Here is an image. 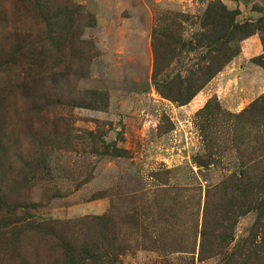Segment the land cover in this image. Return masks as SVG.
Instances as JSON below:
<instances>
[{"label":"rangeland","instance_id":"rangeland-1","mask_svg":"<svg viewBox=\"0 0 264 264\" xmlns=\"http://www.w3.org/2000/svg\"><path fill=\"white\" fill-rule=\"evenodd\" d=\"M260 54L264 0H0V264H264Z\"/></svg>","mask_w":264,"mask_h":264},{"label":"trees","instance_id":"trees-1","mask_svg":"<svg viewBox=\"0 0 264 264\" xmlns=\"http://www.w3.org/2000/svg\"><path fill=\"white\" fill-rule=\"evenodd\" d=\"M49 19H50V17H49ZM50 23L51 22H49L48 25H50ZM74 41L75 40H72V42H74ZM257 59H259V57ZM257 59H255V63H257L259 66L262 67V65L260 63L256 62ZM217 70L219 71V69H217ZM157 75H158V72L155 73V79L157 78ZM212 77H213V74H209L207 76V78L202 79L201 82H198V83L197 82H193L194 84H196V86H193L192 83L188 82L189 86L186 88L187 97L184 100L181 99L180 94L174 95L172 93H166V92H162V93L167 98L172 99L175 102H181V103L185 104V103H188L191 99H193L204 88V86L212 79ZM248 190L250 191V193H252V194L256 193L259 197H263L264 198V178H259L258 182L254 183V186L253 185H249L248 186ZM257 209L260 211V216H259V220H260L262 218V216H263V213H264V204L258 203ZM259 220H257V223H256V224H258V229L260 227H263V225H261ZM224 240H226V239H224ZM201 255H204V251H202Z\"/></svg>","mask_w":264,"mask_h":264},{"label":"crops","instance_id":"crops-1","mask_svg":"<svg viewBox=\"0 0 264 264\" xmlns=\"http://www.w3.org/2000/svg\"><path fill=\"white\" fill-rule=\"evenodd\" d=\"M262 54H260V55H258V56H256V57H254V58H252V59H254L253 61H254V63H255V59H257L258 57H260ZM242 56V52H241V54L239 55V57H241ZM232 62V61H231ZM234 62H235V60H234ZM255 64H257V63H255ZM256 66H258L259 68H257V70H261L262 69V71L264 70L261 66H259L258 64L256 65Z\"/></svg>","mask_w":264,"mask_h":264}]
</instances>
